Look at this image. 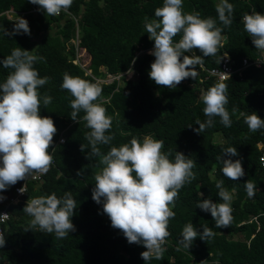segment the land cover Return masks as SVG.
<instances>
[{
	"label": "trees",
	"instance_id": "1",
	"mask_svg": "<svg viewBox=\"0 0 264 264\" xmlns=\"http://www.w3.org/2000/svg\"><path fill=\"white\" fill-rule=\"evenodd\" d=\"M234 6L233 23L223 26L218 19L216 5L220 0H183L185 13L200 14V18L211 17L223 29V47L217 56L204 57L202 65L206 69L217 67V60L227 54L234 68L241 67L243 59L248 62L261 57V51L252 43V38L244 30L243 17L258 12L264 15V0H228ZM164 0H73L68 10L76 23L65 13L48 16L38 5L28 0H0V25L9 32L16 21L8 19L4 13L14 11L18 17L29 23L31 35H0V60L20 47L44 57V61L34 64L41 78L49 77V83L39 88L41 96L52 97L47 108L41 104L40 115L53 119L57 132L53 137V164L43 176L41 186L29 183L26 194L15 204V188L21 181L0 191V210L8 204L10 219L4 226L6 244L0 248V264H146L141 253L147 249L143 245L129 244L123 233L111 226L109 217L103 213V204L92 199L95 174L102 170L99 157L86 158L90 147L84 152L81 144L88 145L85 133L90 129L83 120L85 113L77 115V122L70 119V92L61 88L64 73L94 83L85 71L75 64L76 48L84 50L89 56L86 69L95 77L121 75L119 81L102 84V96L96 103L106 108L112 117V128L108 134L115 139L109 145H98L106 154L111 147L130 144L133 137L143 143L145 137L162 140L163 152L171 150L169 159L174 161L175 153L181 152L196 162L193 171L196 178L186 184L175 201V217L169 220L170 236L163 246L162 260L152 259L148 264H264V170L259 164V156L264 151V129L250 132L244 117L255 112L264 119V67L250 66L243 70L241 77L232 76L227 84L228 104L225 106L230 115L233 108L239 111L232 115L231 127L214 118V126L198 133L196 121L205 122V107L202 97L208 89L218 82L208 78L206 73H198L193 78L183 80L175 89L155 84L149 78L151 64L155 57L150 55L154 41L149 40L145 29V17L149 21L155 17V10L163 6ZM183 33L175 36L179 42ZM196 55L202 53L196 49ZM185 55H190L185 53ZM183 57H181L182 62ZM82 64L85 62L80 61ZM12 69L0 65V84L6 81ZM239 117V118H238ZM189 126H192L189 128ZM215 136L221 141L213 143ZM63 139L60 143L59 140ZM259 146L261 148H259ZM235 147L245 176L238 181L229 180L222 173L223 164L217 159L222 149ZM222 156V159H228ZM79 172V175L77 173ZM224 181V187L232 193V223L227 228H215L210 212L197 207L202 199L222 203L218 196L216 182ZM255 186V195L249 198L245 182ZM234 190V191H233ZM70 192L76 201V209L71 218L76 231L67 238L57 239L55 234L32 229L25 232L31 219L23 208L27 201L53 193L62 199ZM203 193V196H200ZM192 223L199 231L207 226L215 236L207 241L199 237L187 249L177 250L182 230ZM239 236L240 239H233Z\"/></svg>",
	"mask_w": 264,
	"mask_h": 264
},
{
	"label": "clouds",
	"instance_id": "2",
	"mask_svg": "<svg viewBox=\"0 0 264 264\" xmlns=\"http://www.w3.org/2000/svg\"><path fill=\"white\" fill-rule=\"evenodd\" d=\"M28 2L38 5L48 16H58L62 11L66 13L73 4V0ZM216 12L223 26H231L233 4L228 0H220ZM155 17L159 19L149 21L145 17L146 32L149 40L154 41V48L149 54L155 60L151 64L149 78L158 86L175 89L183 80L190 77L195 79L198 75L196 66L203 63L204 57L217 56L224 44L223 29L211 17L202 19L198 12L185 13L183 0H164L163 6L155 10ZM243 23L255 48L264 53V15L246 13ZM21 33L31 35L29 23L22 17L15 22L11 32L0 25L2 36ZM180 33H183L182 38L174 42L173 38ZM196 49L202 56L195 54ZM44 59L32 51L17 47L0 60L3 68L13 70L6 81L0 84V191H6L33 173L46 174L53 163L49 149L53 146L57 128L51 117L40 115L41 104L47 108L52 97H42L38 91L49 83L50 78H41L34 68L35 63ZM61 88L74 97L70 101V119L77 122L78 113L83 111V120L90 129L85 133L88 145L81 144L80 150L84 152L90 147L86 158L99 157V164L104 166L95 174L92 199L97 204H103V213L109 217L111 226L120 230L129 244L143 245L147 249L140 254L146 264L152 259L162 260L165 252L163 246L170 236L169 220L175 217L172 208L175 207L179 191L196 178L193 171L196 162L177 151L174 161L169 159L171 150L163 152V141L151 137H145L143 143L133 137L130 144L111 147L106 154L102 153L98 145H109L115 139L114 134H108L112 128V117L106 114L105 107L96 103L102 96V88L67 72L63 75ZM202 100L205 105L203 113L207 119L203 123L196 121L199 125V128L194 129L196 132L201 133L213 127L215 117H219L225 127H231V116L239 110L233 108L230 115L225 107L229 102L226 83L220 82L210 87ZM239 115L244 117L250 132L264 129V119L255 112L250 115L240 112ZM238 155L237 148L227 147L217 157L223 164V175L232 181L245 176L241 160L231 159ZM222 156L229 158L222 159ZM223 185V180H218L215 185L222 203H213L211 199H202L197 203L199 209L211 213L215 228L230 227L233 220V196ZM245 189L248 197L253 198L256 186L247 180ZM19 191L23 193V188ZM3 199L5 197L0 196V200ZM76 208V201L70 192H66L62 199L57 198L55 193L33 198L23 208L31 217L25 232L38 228L43 233H54L57 239L67 238L69 233L76 231L71 219ZM202 227L203 231L199 232L191 222L186 224L178 240L177 250H189L197 237L207 241L215 236L211 228ZM5 244L6 240L0 234V248Z\"/></svg>",
	"mask_w": 264,
	"mask_h": 264
},
{
	"label": "built area",
	"instance_id": "3",
	"mask_svg": "<svg viewBox=\"0 0 264 264\" xmlns=\"http://www.w3.org/2000/svg\"><path fill=\"white\" fill-rule=\"evenodd\" d=\"M61 13H65V12L62 11ZM65 14L69 18H72L76 23V39H75V41L78 42L77 39H78V30L79 29L77 26V19L69 12H66ZM4 15L12 21H17L19 18L18 15H20V13H17V12L10 10V11L5 12ZM189 54L191 55V53H189ZM74 63L79 65L80 68H82L85 71V74L87 76H90L94 80V83L98 84L99 86H101L102 84L107 85V84L113 83L114 81H119V79L121 77V75L116 76V75H108V74H105L104 77H95L91 74L90 70L86 69V64H82L80 62L79 58L76 57ZM250 66H254L256 68L264 67V53L261 52V57L256 58L252 62H248L246 59H243L241 67H237V68H234L232 66V61H231L230 57L228 55L226 56V54H223L221 62L217 67H214L212 69H206L201 64V65H198V73H204L205 72L208 78L209 77L213 78V79H215L216 82L220 83V82L227 81L232 76L241 77V73L243 72V70L250 67ZM59 142L62 143L63 139H60ZM259 148H261V147L259 146ZM259 164H260L261 169L264 170V151H262L260 156H259ZM44 175L45 174L33 173L26 180L21 181L20 186H17L15 188L16 198L12 199L10 204L11 203L15 204L20 198H22L26 194L27 184H29V183L41 184V181H42ZM21 188H23V193H21L19 191ZM10 204H8L4 209L0 210V234H3V236H4V226L6 225L8 220L10 219V214L8 212V209H7Z\"/></svg>",
	"mask_w": 264,
	"mask_h": 264
},
{
	"label": "rangeland",
	"instance_id": "4",
	"mask_svg": "<svg viewBox=\"0 0 264 264\" xmlns=\"http://www.w3.org/2000/svg\"><path fill=\"white\" fill-rule=\"evenodd\" d=\"M71 42L75 44L74 46H76L77 43H78L75 40H72ZM75 49H76V57L79 58L80 61H82V62L84 61L85 64H88L89 56L84 53V50H81V49L76 48V47H75ZM220 141H221V139H220L219 136H215L213 138V140H212L213 143H217V142H220ZM233 239H235V240L236 239H240V237L239 236H234Z\"/></svg>",
	"mask_w": 264,
	"mask_h": 264
},
{
	"label": "water",
	"instance_id": "5",
	"mask_svg": "<svg viewBox=\"0 0 264 264\" xmlns=\"http://www.w3.org/2000/svg\"><path fill=\"white\" fill-rule=\"evenodd\" d=\"M225 38H226V37H224V39H225ZM40 186H41L40 184H37V185H36L37 188H39Z\"/></svg>",
	"mask_w": 264,
	"mask_h": 264
}]
</instances>
